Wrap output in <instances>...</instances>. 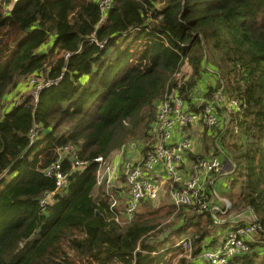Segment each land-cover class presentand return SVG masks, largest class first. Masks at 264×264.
Wrapping results in <instances>:
<instances>
[{
  "label": "trees",
  "instance_id": "obj_1",
  "mask_svg": "<svg viewBox=\"0 0 264 264\" xmlns=\"http://www.w3.org/2000/svg\"><path fill=\"white\" fill-rule=\"evenodd\" d=\"M99 1H0V264H164L150 241L161 210L138 214L144 202L154 205L145 200L123 219V204L111 208L97 184L94 159L107 162L141 136L153 144L151 125L166 89L177 88L189 109L200 111L206 103L194 98L205 66L216 79L204 99L223 87L241 102L239 111H225L228 123L216 132L235 164L230 187L238 190L228 213L250 209L261 226L251 253L234 261L264 264V0H111L102 21ZM184 63L188 74L178 84L172 77ZM31 76L60 78L35 100ZM24 77L27 93L5 108ZM66 146L86 164L72 169L67 154L61 171L68 185L57 190L44 170ZM51 192L54 202L42 208L39 200ZM170 207L180 211L164 237L194 228L192 258L178 263H200L215 218L197 206Z\"/></svg>",
  "mask_w": 264,
  "mask_h": 264
},
{
  "label": "built area",
  "instance_id": "obj_2",
  "mask_svg": "<svg viewBox=\"0 0 264 264\" xmlns=\"http://www.w3.org/2000/svg\"><path fill=\"white\" fill-rule=\"evenodd\" d=\"M111 6V0H100L99 7L102 13V19L105 17L106 10ZM102 46V45H100ZM54 80H43L31 76L28 79L30 93L36 100L39 91L51 84L58 82ZM38 79V81L36 80ZM194 101L199 104L205 101L204 107L199 110H190L188 102L179 94L177 88L166 89L156 104V115L151 133L154 141L151 149L139 161L134 162L126 159L122 162V169L126 177L127 195L121 197L110 191L112 186V168L105 164L102 156L94 159L98 162L96 171L97 184L103 185L104 192L109 196V206L116 208L123 204V217L130 220L138 210L141 203L145 200H155L161 191V183L152 175L157 166L166 174L164 183L167 187L171 203L176 207L197 206L200 210L209 211L215 218V222L222 220L216 217V213H228L230 202L225 201L224 208L210 204L207 201V195L204 192V184L211 175L218 174L223 167V163L217 155L197 157L189 165V174L186 179L184 170L181 167L184 159V153L192 146L191 137L185 135L178 141H173V133L177 128L201 124L207 129H215L219 126L220 118L218 111L224 109L227 112H236L241 109V102L225 95L221 87L211 100L204 99L203 95L197 94ZM37 133L36 125L30 131V138L33 140ZM69 152H71L69 154ZM59 159L51 163L44 170V174L54 176L56 189H64L68 185L67 173L61 171V160L68 154L72 169L85 166L86 161L79 159L72 151L71 146H66L58 150ZM108 172L103 180V175ZM54 202V192L47 193L39 200L42 208L51 205ZM261 226L253 214L250 220L244 224H238L229 228L223 233L221 239L212 248H206L200 252L202 264H243L240 261H234L235 258L242 257L251 253L252 242H257L258 232ZM179 245L184 248L190 247L188 239L180 240ZM233 261V263H231Z\"/></svg>",
  "mask_w": 264,
  "mask_h": 264
},
{
  "label": "crops",
  "instance_id": "obj_3",
  "mask_svg": "<svg viewBox=\"0 0 264 264\" xmlns=\"http://www.w3.org/2000/svg\"><path fill=\"white\" fill-rule=\"evenodd\" d=\"M214 79L209 80L210 82L203 81V78L198 84V88L200 90V94H204L206 92V88L209 84H213ZM13 96V95H12ZM13 97L10 96V99L5 98V100L9 101V104H12ZM10 104V106H11ZM9 106V107H10ZM7 107V108H9ZM224 109L220 110L219 118L220 124L215 127V129H207L201 124H195L192 126H185L177 128L173 133V141H178L181 137L188 135L191 137L192 146L189 150L184 153V159L181 167L184 170V176L187 179L189 174V165L191 161L196 157L209 156L213 153H216L220 160L223 163L222 170L218 174L211 175L207 178V181L204 184V192L208 197V201L210 204L216 205L219 208L224 207L225 201H230L231 195L235 192L234 189H230V181L232 180V172L234 171L235 164L230 158V155L223 148L221 149L220 143L218 141V133L223 132L225 129L228 120L226 114L224 115ZM153 125V124H152ZM151 125V126H152ZM216 132H218L216 134ZM146 143H139L137 141L129 142L125 147L119 150H115L108 157L107 162L105 164H109L110 168H112L113 176H112V186L110 187V191L115 193L118 196L126 197L127 195V185H126V177L124 174V170L122 169V162L126 159L132 160L134 162L139 161L143 155H145L150 150V145H152V138L150 137V143L146 148ZM144 150L146 152H144ZM108 172H105L103 175V180L106 178ZM153 177L157 179L161 183V191L159 193V197L161 195H167L169 202H171L167 187L164 183L166 178V174L161 170V166H157L152 173ZM229 186V187H228ZM223 193V195H221ZM157 198V199H158ZM163 198V197H162ZM219 219L221 222L217 223L214 233L210 236L206 237L203 241L206 248H212L216 245V243L220 240V236H223V233L227 231L230 227L234 225L243 224L250 220L252 211L250 209H244L239 212L232 211L229 213H220ZM216 233V234H215ZM213 237H216V241H213ZM199 256V255H198ZM200 257V256H199ZM198 257V258H199ZM200 263L202 264L201 259L199 258Z\"/></svg>",
  "mask_w": 264,
  "mask_h": 264
},
{
  "label": "rangeland",
  "instance_id": "obj_4",
  "mask_svg": "<svg viewBox=\"0 0 264 264\" xmlns=\"http://www.w3.org/2000/svg\"><path fill=\"white\" fill-rule=\"evenodd\" d=\"M137 42H141V41H137ZM135 44H136V42H132V45H135ZM130 61H131V59H130ZM205 68H206V70L202 74L203 81L205 80L207 82H210L209 80L214 79V75L212 74L213 72H211V68L209 66H205ZM187 71H188V66L186 63H184L182 65V67L180 68L179 72L178 73L176 72V74L172 78L173 79L178 78V84H181V82L183 81L181 77L183 76V74H188ZM36 80L38 81V79H36ZM19 83H21V85H20L21 90L20 91H14L12 93L7 94L8 99H10V96L11 97L14 96V98H15L14 101H16V98H17V100H19L22 95L27 93V90H28L27 78L26 77L22 78ZM9 101L5 100V103H4L5 108L10 106L11 103L9 104ZM12 102H13V100H12ZM138 141H139V143L144 142L147 144L146 146H148L150 143V136H148V135L141 136V138ZM230 189H231V187H230ZM96 190L97 191H95V193L98 192V188ZM237 190L238 189L235 188V191H237ZM99 193H100L99 195L102 196L101 195L102 191ZM221 195H223V193ZM152 202L154 205H145L147 203L144 202V204L138 210V212H139L138 214H140V215L144 214L146 217H149V218L157 215V213H156L157 210H161L159 219L153 223V224L158 223V225H157L156 229L152 232V236L150 237L151 242H152V240H156L155 244L157 246V251L153 252L152 254L153 255L154 254H160L161 256H163V258L165 257L163 262L166 261V258H167V261L164 264H179L178 262H179L180 258H185L189 262V260H191V258H192L191 253L194 250V247L192 245V238L190 237V234L193 233V231L195 229L194 228H186L182 234L180 233L181 235H177V234L173 235V233H170L169 236L167 238H165L164 237L165 233L170 232L172 226H174L176 224V222H177L176 215L180 210H178L176 212V214H174L175 211H172L171 207L169 208L170 202H169L167 195H161V197H159L156 200H153ZM163 204H164V208L160 209L158 206H161ZM151 212H155V214L150 215L149 213H151ZM185 238L190 240L191 246L188 248H184L182 245L177 246L179 241L183 240ZM177 252H180V255L175 256V254ZM168 256H170L171 258ZM199 256H197V258ZM77 263L78 264H91L88 262V260H85L83 262L78 261ZM197 264H201V263L198 262Z\"/></svg>",
  "mask_w": 264,
  "mask_h": 264
}]
</instances>
